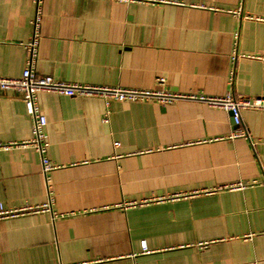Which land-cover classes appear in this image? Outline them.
<instances>
[{"label": "crops", "instance_id": "crops-1", "mask_svg": "<svg viewBox=\"0 0 264 264\" xmlns=\"http://www.w3.org/2000/svg\"><path fill=\"white\" fill-rule=\"evenodd\" d=\"M151 1L41 0L36 73L264 96V0ZM36 13L0 0L1 77L26 68ZM38 101L57 168L48 188L32 146L0 147V203L41 207L0 219V264H264V111L243 110L249 136L231 138V113L200 100ZM32 131L23 94L0 88V145Z\"/></svg>", "mask_w": 264, "mask_h": 264}, {"label": "built area", "instance_id": "built-area-1", "mask_svg": "<svg viewBox=\"0 0 264 264\" xmlns=\"http://www.w3.org/2000/svg\"><path fill=\"white\" fill-rule=\"evenodd\" d=\"M37 4V13L32 20L33 34L31 38L24 43L26 47L28 58L27 66L19 77H1L0 88L2 90H17L23 94V100L26 104V109L33 119L32 138L23 142H14L9 144L0 145L4 149H9L12 146L27 147L32 146L41 156L43 172L46 176L49 188V172L57 168L56 165L51 163L47 156V151L50 146L45 127L48 124L47 116L42 112L38 101V94L43 91L67 95V96H91L100 97L104 99L107 105L112 100L116 101H156L162 104L173 103L178 99H193L200 100L210 106L222 108L232 115V120L236 126L235 130L231 133V138L248 137V132L241 128L242 125V111L245 109H255L264 111V96L246 97L235 95L228 92L222 96H209L199 93H183L178 91L169 90L166 87V78L159 77L158 84L161 86L159 89H141V88H126V87H112L107 85L96 84H83L72 83L67 81H60L51 75L37 74L34 66L38 58L39 44L41 39V20L42 9L41 0H34ZM121 1H139V2H152L151 0H121ZM237 52V51H236ZM235 52V54H236ZM231 81L234 79V71L231 75ZM109 121V110L104 119ZM119 146V143H115ZM242 183L232 185V187H243ZM44 208V207H42ZM41 209L40 206H24L15 209H7L0 203V219L15 217L28 212H37ZM142 248L147 251V244L145 241L142 243Z\"/></svg>", "mask_w": 264, "mask_h": 264}]
</instances>
